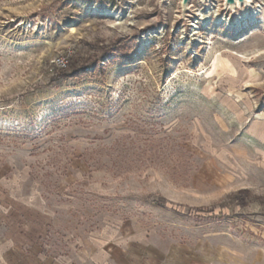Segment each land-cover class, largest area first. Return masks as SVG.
<instances>
[{
    "label": "rangeland",
    "instance_id": "1",
    "mask_svg": "<svg viewBox=\"0 0 264 264\" xmlns=\"http://www.w3.org/2000/svg\"><path fill=\"white\" fill-rule=\"evenodd\" d=\"M251 1L257 21L236 29L226 19L246 8L226 0H0V167L76 206L45 257L76 254L111 214L220 264H264V0ZM78 51L87 69L63 74Z\"/></svg>",
    "mask_w": 264,
    "mask_h": 264
},
{
    "label": "crops",
    "instance_id": "2",
    "mask_svg": "<svg viewBox=\"0 0 264 264\" xmlns=\"http://www.w3.org/2000/svg\"><path fill=\"white\" fill-rule=\"evenodd\" d=\"M76 176L73 171L70 180ZM0 186L8 188L7 203L0 206V264H220L224 259L220 250L207 253L199 244L171 242L144 231L134 219L103 214L98 231L80 230L76 254L53 260L41 253L42 237L50 227L72 222L76 206L45 200L28 167L5 163Z\"/></svg>",
    "mask_w": 264,
    "mask_h": 264
},
{
    "label": "bare ground",
    "instance_id": "3",
    "mask_svg": "<svg viewBox=\"0 0 264 264\" xmlns=\"http://www.w3.org/2000/svg\"><path fill=\"white\" fill-rule=\"evenodd\" d=\"M212 2L214 0H201L202 3H206V2ZM252 1L251 0H244L243 3H240L238 0H236V2L233 5H228L225 4V8L226 10L232 11L235 14H238V9H242V7H245L246 9H242L243 11H245L244 16L237 18V20L235 21V23H232V19H226V21H228V24L230 23L231 25H229V27H232L233 24V28L236 29H240L242 27L241 22L242 21H249L250 23H254L257 21V12H251L250 9H247V7H250L252 5ZM190 9V8H189ZM219 17V16H218ZM220 20V18H219ZM219 23V21L217 22V24ZM252 29L248 28V32H251Z\"/></svg>",
    "mask_w": 264,
    "mask_h": 264
},
{
    "label": "trees",
    "instance_id": "4",
    "mask_svg": "<svg viewBox=\"0 0 264 264\" xmlns=\"http://www.w3.org/2000/svg\"><path fill=\"white\" fill-rule=\"evenodd\" d=\"M129 59V58H127ZM82 53L80 51L76 52L68 60V63L65 68L61 69L63 74H72L74 76H79L85 72L87 66L81 65L82 63ZM249 194L247 190L240 191L237 195L241 203H244L246 196Z\"/></svg>",
    "mask_w": 264,
    "mask_h": 264
},
{
    "label": "water",
    "instance_id": "5",
    "mask_svg": "<svg viewBox=\"0 0 264 264\" xmlns=\"http://www.w3.org/2000/svg\"><path fill=\"white\" fill-rule=\"evenodd\" d=\"M190 0H183V7L186 8ZM240 3H243L244 0H238ZM236 0H226V4L233 5Z\"/></svg>",
    "mask_w": 264,
    "mask_h": 264
},
{
    "label": "built area",
    "instance_id": "6",
    "mask_svg": "<svg viewBox=\"0 0 264 264\" xmlns=\"http://www.w3.org/2000/svg\"><path fill=\"white\" fill-rule=\"evenodd\" d=\"M62 66H65V62H62Z\"/></svg>",
    "mask_w": 264,
    "mask_h": 264
}]
</instances>
